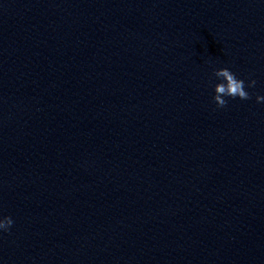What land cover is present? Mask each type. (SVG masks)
<instances>
[{
	"label": "clouds",
	"instance_id": "9594fccd",
	"mask_svg": "<svg viewBox=\"0 0 264 264\" xmlns=\"http://www.w3.org/2000/svg\"><path fill=\"white\" fill-rule=\"evenodd\" d=\"M213 75L221 82L214 86L213 101L218 108H224L228 104V100L225 97L232 99L239 98L240 100H250L252 97L248 91L245 90V82L242 79H238L236 74L230 71L228 68L215 69ZM256 81L254 79L249 80L247 87L254 88ZM256 102H264V96L257 95ZM14 221L11 217H4L0 219V229L7 231Z\"/></svg>",
	"mask_w": 264,
	"mask_h": 264
}]
</instances>
